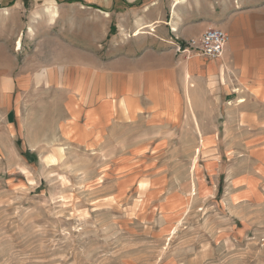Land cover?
Returning a JSON list of instances; mask_svg holds the SVG:
<instances>
[{"label":"rangeland","instance_id":"374dc122","mask_svg":"<svg viewBox=\"0 0 264 264\" xmlns=\"http://www.w3.org/2000/svg\"><path fill=\"white\" fill-rule=\"evenodd\" d=\"M229 74L103 141L0 135V264H264V101Z\"/></svg>","mask_w":264,"mask_h":264},{"label":"crops","instance_id":"0c3cea01","mask_svg":"<svg viewBox=\"0 0 264 264\" xmlns=\"http://www.w3.org/2000/svg\"><path fill=\"white\" fill-rule=\"evenodd\" d=\"M213 26L226 60L174 49ZM225 72L264 101V0H0V135L30 151L168 117L188 76Z\"/></svg>","mask_w":264,"mask_h":264},{"label":"built area","instance_id":"2783aa9c","mask_svg":"<svg viewBox=\"0 0 264 264\" xmlns=\"http://www.w3.org/2000/svg\"><path fill=\"white\" fill-rule=\"evenodd\" d=\"M174 32V29L172 28ZM172 42L177 53L185 57L203 55L208 58H223L229 42V34L219 27H209L201 35L188 40L176 36Z\"/></svg>","mask_w":264,"mask_h":264},{"label":"bare ground","instance_id":"6f19581e","mask_svg":"<svg viewBox=\"0 0 264 264\" xmlns=\"http://www.w3.org/2000/svg\"><path fill=\"white\" fill-rule=\"evenodd\" d=\"M242 101H243V99H242Z\"/></svg>","mask_w":264,"mask_h":264}]
</instances>
